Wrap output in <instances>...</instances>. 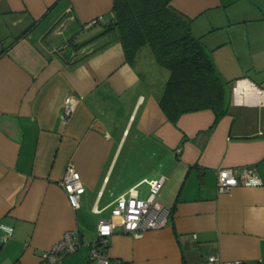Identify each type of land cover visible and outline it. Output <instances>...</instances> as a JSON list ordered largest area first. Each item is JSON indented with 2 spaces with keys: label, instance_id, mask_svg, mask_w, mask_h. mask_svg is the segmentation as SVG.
I'll list each match as a JSON object with an SVG mask.
<instances>
[{
  "label": "crops",
  "instance_id": "crops-1",
  "mask_svg": "<svg viewBox=\"0 0 264 264\" xmlns=\"http://www.w3.org/2000/svg\"><path fill=\"white\" fill-rule=\"evenodd\" d=\"M173 3L225 81L214 125L210 109L167 119V77L149 50L128 61L106 30L113 0H0V264H39L73 229L86 264L117 197L136 186L146 198L157 178L167 225L141 237L115 228L109 264H264V0ZM68 163L84 185L76 209L60 185ZM245 166L262 184L217 190V169Z\"/></svg>",
  "mask_w": 264,
  "mask_h": 264
},
{
  "label": "trees",
  "instance_id": "trees-1",
  "mask_svg": "<svg viewBox=\"0 0 264 264\" xmlns=\"http://www.w3.org/2000/svg\"><path fill=\"white\" fill-rule=\"evenodd\" d=\"M112 13L106 30L117 32L125 58L131 61L146 48L167 69L158 104L169 121L176 124L184 113L210 109L214 125L226 113L225 81L193 35V18L173 0H113Z\"/></svg>",
  "mask_w": 264,
  "mask_h": 264
},
{
  "label": "built area",
  "instance_id": "built-area-1",
  "mask_svg": "<svg viewBox=\"0 0 264 264\" xmlns=\"http://www.w3.org/2000/svg\"><path fill=\"white\" fill-rule=\"evenodd\" d=\"M101 20H103V16L98 15L86 21L83 26L89 28ZM75 103L74 96H69L65 100L64 116L71 115ZM145 181L148 183L146 198H141L136 186H132L117 197L111 207L109 217L98 221L95 239L89 245L86 264H109L110 260L106 249L108 238L117 227L124 233L141 237L147 230L158 229L167 225L169 208L158 200L163 181L160 178L145 179ZM216 183L219 192H226L236 185H260L262 181L254 166H245L217 169ZM60 185L66 193L70 206L74 209L78 208L84 185L79 172L72 163L66 165ZM10 235L11 229H5V233L1 236L2 241L5 242ZM80 245L81 238L77 230L64 231L61 237L43 252L39 264H63L64 256L76 251ZM214 259L216 256L208 257L209 261Z\"/></svg>",
  "mask_w": 264,
  "mask_h": 264
},
{
  "label": "rangeland",
  "instance_id": "rangeland-1",
  "mask_svg": "<svg viewBox=\"0 0 264 264\" xmlns=\"http://www.w3.org/2000/svg\"><path fill=\"white\" fill-rule=\"evenodd\" d=\"M89 31V30H88ZM158 66V65H157ZM159 69V74L158 77L161 78L162 74H164L166 77L168 75V71L165 68H162L160 66L157 67ZM221 77V76H220ZM223 79V77H221ZM165 207L168 208V206L165 203H162ZM110 212V209L107 210V213ZM81 252H74V253H69L63 258L64 264H66L68 261H70L72 264H85V260H81Z\"/></svg>",
  "mask_w": 264,
  "mask_h": 264
}]
</instances>
